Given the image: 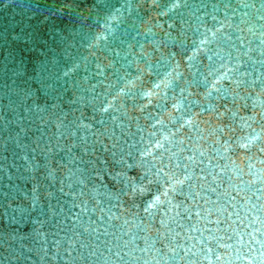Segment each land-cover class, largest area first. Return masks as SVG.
Listing matches in <instances>:
<instances>
[{"label": "water", "instance_id": "95a60500", "mask_svg": "<svg viewBox=\"0 0 264 264\" xmlns=\"http://www.w3.org/2000/svg\"><path fill=\"white\" fill-rule=\"evenodd\" d=\"M49 2L0 0V241L7 238L29 255L27 264H81L79 257L93 252L99 255L126 245L125 250L135 255L149 245L154 232L128 231L130 220L124 225L127 204L117 198V182L112 179L114 170H121L123 151L138 137V125H155L151 130L158 136L172 133L170 142L164 143V155L158 161L146 158L147 165L163 166L165 171L179 168L190 176L188 183L226 209L225 215L235 224L255 219L264 188L259 182L250 186L244 181L253 173L264 176V152L257 149L244 159L241 151L224 153L220 145L227 140L223 132L233 130L243 137L242 143L255 145L256 134L264 127V0H187L188 8L177 18L152 16L160 9L149 8L144 0L134 9V18L129 17L112 38L110 51H98L91 58L94 71L75 94L54 80L51 64L64 53L76 52L87 42L86 34L70 29L35 39L25 27V21L32 19L31 10ZM124 2L140 4V0ZM159 2L163 8L168 0ZM120 3L99 0L98 7L104 10ZM149 17L152 33L142 28ZM157 21L160 27H155ZM198 26L213 27L218 39L206 46L209 51H199L189 61L193 47L189 34ZM97 60L105 66L103 76L95 74ZM225 60L227 79L216 88L206 85L205 80L215 79L208 72ZM174 62L179 68L165 77ZM149 64L152 74L143 77L147 94L125 97L122 125H111L105 134L96 135V129H103L96 123L99 116L92 110V99L109 86L112 95L123 86L120 76L125 71L131 78ZM21 71L24 76L13 75ZM14 79L28 82L11 91ZM78 117L92 129L78 127ZM21 155L28 161L34 157L40 165L47 162L54 183L41 179L42 167L27 171ZM218 175L222 181L214 179ZM45 184L56 195L51 199L41 195L38 208L33 188L38 186L36 191L43 193L39 185ZM60 187L78 195L65 196ZM151 224L159 228V218Z\"/></svg>", "mask_w": 264, "mask_h": 264}, {"label": "clouds", "instance_id": "9594fccd", "mask_svg": "<svg viewBox=\"0 0 264 264\" xmlns=\"http://www.w3.org/2000/svg\"><path fill=\"white\" fill-rule=\"evenodd\" d=\"M143 2L144 0H140V4L133 5L121 0L119 5L101 10L98 7L99 0H50L48 4L39 5L31 10L32 19L30 22L25 21V27L31 29L29 36L35 39H41L45 35L51 37L50 34L53 33L63 34L65 30L70 29L77 30L74 34H79V30H83L86 34L87 42L81 43L76 52L64 53L62 59L53 60L51 64V76L54 80L64 87V91L75 94L80 89L81 82H86L94 71L90 67L91 58L95 57L98 51L101 53L106 49L110 51L108 45L112 38L121 30L128 18L133 17L134 9H138ZM153 6L160 10H153L152 16L173 18L182 16L188 8L187 0H168L163 8L159 0H148V7ZM152 27L151 17L144 20L142 24L144 32L152 33ZM155 27H160L159 21ZM189 35L192 36L193 45L191 54L187 57L189 61L195 59L197 52L209 51L206 46L216 43L218 39L217 31L213 27L198 26L194 33ZM107 66L111 67V62ZM104 67L97 60L95 69L99 71L95 74L103 76ZM176 68H179L178 62L171 65V70L164 74L165 77L171 76L172 70ZM221 69L225 71L221 72ZM145 74H152L150 64L140 68L139 74L131 78H128L130 73L125 71L120 76L123 86L116 89L112 95H109L111 86L95 95L91 101L92 110L99 116L96 123L103 129V131L100 128L96 129V135L105 134L111 125L117 127L122 125L120 117L127 112L124 107L125 97L147 94L143 86ZM228 74L227 60H225L208 72V75L215 79L205 80L204 83L216 88L221 81L227 79ZM13 75L22 77L25 73L14 72ZM27 82L28 79H14L11 91L22 89ZM94 87L90 90H94ZM77 119L80 121L78 127L92 129L91 123L86 124L79 117ZM137 127L138 137L127 145L126 151H123L120 156L123 162L121 170H114L112 179L117 182V198L122 204H127L125 212L128 214V220L124 221V225H128L129 220L131 221V226L127 230L131 231L132 228H139L142 231L151 230L155 235L151 237V243L137 249L135 255L125 250L126 245L118 246L117 251L99 255L93 252L81 256L79 257L81 264H264V202L255 209L258 213L255 219L246 218L241 221V225L235 224L230 216L225 215L226 209L216 204L202 190L197 191L195 185L188 183L190 176L180 172L179 168L165 171L163 166L156 168L155 164L147 165L146 158L158 161L167 151L164 143L170 142L168 141V137L172 135L170 131L167 135L158 136L157 131L151 130L155 125H149L148 128L139 125ZM223 135L227 136V140L220 145L224 153L229 150L235 153L239 150L243 158L248 159L246 153L257 149L264 152V127L256 134L258 140L255 145L242 143L243 137L236 136L234 130L223 132ZM158 149L163 151L157 152ZM220 149L217 150L218 153ZM128 157L131 158V163L127 162ZM19 158L27 161V171L34 172L38 168H44L45 172L41 173V179L54 183L53 177L47 171V162L40 165L35 163L34 157L31 161L27 160L26 155H21ZM125 169L132 170L133 174H129ZM214 179L222 181L223 177L218 175ZM244 182L250 186L259 182L261 188H264V176L255 173L246 175ZM80 183L83 184L84 181L81 180ZM39 186L44 188L43 193L36 191L38 186L33 188V203L38 208L41 207V195L45 199H51L56 195V190H49L50 185ZM68 187L71 188V185ZM258 190L253 188V191ZM58 191L65 196L78 195L77 192H66L64 187H60ZM202 199L203 203H201ZM261 199H264V192H261ZM232 215L238 214L234 212ZM157 218L160 227L153 228L151 222L156 221ZM249 226L251 231L247 230ZM40 235L42 237L43 233ZM0 249H2L0 264H27L31 260L29 255L21 252L7 238L0 241ZM32 251L34 250H26V252ZM40 259L43 261V256ZM32 264L35 262L33 261Z\"/></svg>", "mask_w": 264, "mask_h": 264}]
</instances>
